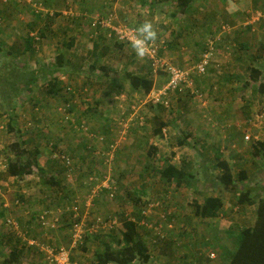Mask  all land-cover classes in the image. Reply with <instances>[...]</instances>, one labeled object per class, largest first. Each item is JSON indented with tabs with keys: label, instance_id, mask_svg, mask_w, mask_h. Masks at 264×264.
<instances>
[{
	"label": "rangeland",
	"instance_id": "rangeland-1",
	"mask_svg": "<svg viewBox=\"0 0 264 264\" xmlns=\"http://www.w3.org/2000/svg\"><path fill=\"white\" fill-rule=\"evenodd\" d=\"M174 1L0 0V63L8 61L15 68L25 63L28 69L38 70L53 63L59 52L64 58L63 66L56 72L58 95L46 94L45 80L38 72L39 79L31 90L11 93L6 101L0 96V210L8 223L18 225L17 232L22 234L24 222L19 223L20 227L9 217L19 212L25 214L21 206L33 200V196L35 202L42 201L34 204L35 209L55 203L50 211L62 217L59 214L69 205L66 196L70 195L60 196V190L72 189V183L77 189L75 194L85 195V204H90L86 219L100 216L106 220L102 231L89 234L96 237L79 246L85 250V261H91L88 254L90 257L93 246L101 247L103 241L118 245L122 214L134 220L137 211L141 218L149 215L148 222L163 231V239L152 242L154 235L135 220L149 249V260L140 264H181V259L156 257V251L168 242H173L172 256H179L180 250L192 251L186 264H222L225 250L235 246L234 233L253 224L256 204L239 203L237 193L219 184L214 150H220L221 158L228 162L237 188L257 187L253 198L264 196V160L253 154L251 146L264 140V91H260L264 77V22L252 19V13L264 11V0H197L186 13L173 16ZM99 17H105V24L93 26ZM144 20H150L157 30L155 43L162 63L191 70L205 48H212L205 72L193 73L192 85L183 83L180 88L169 90L165 98L157 96L160 101H153L157 97L151 99V92L156 95L166 84L168 73L158 69L153 74L149 58L139 60L130 45L121 42L113 32L118 26H138ZM246 24H254L258 30L249 34L254 38L246 48H241V38H237L233 28ZM39 30H43V36ZM27 35L33 37L32 47L23 52ZM7 51L11 54L5 55ZM14 53L18 54L15 61ZM252 67L261 71L257 80L251 77ZM133 72H150L154 88L148 93L133 88L126 77ZM209 85L213 92L207 89ZM8 102L15 106L13 130L7 126ZM155 114L167 122L163 136L152 133ZM182 132L189 133V145H176V137ZM22 140L27 142L22 147L30 149L37 145L40 156L38 165L18 179L6 175L5 170L7 157L13 153L12 143ZM82 140L86 146L73 157V143ZM177 146L186 150V166L195 174L197 191L192 187H175L174 182L164 181L158 172L163 159H172L169 151ZM205 148L206 154L200 153ZM102 151H111V156H103ZM77 154L81 155L76 157ZM174 161L180 164L179 159ZM66 165L73 169L69 174L65 171L64 178L54 176L58 185L46 181L50 173L61 176L63 167L68 168ZM241 169L247 173L244 181L237 178ZM41 187L45 194L52 192L47 194L51 197L48 204ZM206 195L222 198L219 218L194 214L195 205H202ZM78 200L79 197L73 202ZM2 218L0 231H4ZM39 226L35 221L29 224L30 233L38 237L36 240H48L52 245L69 244L67 225L53 232ZM174 231L178 233L173 234ZM180 233L186 237L183 246ZM220 243L225 249L219 251Z\"/></svg>",
	"mask_w": 264,
	"mask_h": 264
},
{
	"label": "trees",
	"instance_id": "trees-1",
	"mask_svg": "<svg viewBox=\"0 0 264 264\" xmlns=\"http://www.w3.org/2000/svg\"><path fill=\"white\" fill-rule=\"evenodd\" d=\"M197 0H175L173 16L177 13H186L188 8ZM32 9V8H31ZM34 11V9H32ZM35 12V11H34ZM38 13V12H37ZM33 13L34 15H39ZM261 20H264L262 18ZM260 20V21H261ZM39 34L43 36V30H39ZM33 37L27 35L24 39L23 52L31 50ZM246 48V45H243ZM206 49V48H205ZM2 50L0 45V51ZM5 55H10L9 51L4 53ZM13 59L16 60L17 53L12 54ZM258 59V58H256ZM63 53L59 52L55 61L50 64L42 65L37 69H28L26 64L23 63L22 66L15 68L14 66H9L10 62L2 61L0 63V96L2 95V100L6 101L10 99V94H19L23 91L31 90L32 86L38 80V72L43 76H50L45 80V92L49 96H56L60 91V84L55 76V72L63 66ZM200 60V59H199ZM198 60V61H199ZM165 73V72H164ZM251 77L255 80L261 76V71L252 67L250 69ZM156 75V74H155ZM164 84L168 81V75ZM126 77L133 88L141 89L144 93H148L152 88H154V79L149 72L146 74L139 73H127ZM260 91H264V77H262V82L260 83ZM15 106L12 103H7V116L10 130H13V123H16V116L14 114ZM153 126L152 133L156 136H163V131H165V126L167 122L162 119L158 114L153 116ZM189 133L182 132L176 137L177 145H184L187 141ZM27 144L25 140L12 143V156L7 157L6 175L12 176L14 178L22 179L33 167L38 165V158L40 156V149L37 145L32 146L30 149L22 147ZM52 148L55 149L56 143H52ZM51 144V145H52ZM253 154L261 157L264 160V140H258L252 145ZM154 150V146H150ZM202 150V151H201ZM205 154L207 148L200 149V153ZM218 149H215L217 152ZM216 163L215 166L219 168L220 175L216 176L219 180V184L225 189H232L233 193H237L236 199L239 203L256 204L255 209V219L252 225L241 227L234 233V248L229 251L230 255L225 264H264V196L259 197L257 200L253 198V192L257 187H250L248 185L244 186V189H239L234 184V177L231 173V168L227 161L221 158L220 154L215 156ZM186 161H183L181 166H177L172 163L168 158L163 159L162 164L158 170L164 181H173L176 186H181L185 184L187 186H192L196 182L195 174H193L186 166ZM147 168V166L145 167ZM41 173H44V169L39 168ZM238 180L244 181L247 178L246 170L241 169L238 172ZM47 182L52 185H58L59 181L53 179V176H49L46 179ZM222 199L219 195H209L203 198L202 205L195 206L196 215L206 216V217H216L218 211L222 207ZM47 211L50 208L46 207ZM139 212L134 213L136 216L135 220H140L141 215ZM6 215L3 210H0V218L5 219L3 222L6 232L9 230L8 236L0 235V264H20L21 257L23 253H31V249H37L40 252L43 259V252L39 251L38 245L49 243L47 241L36 240L35 236H25L27 231L21 229L22 234L20 235L10 223L9 219H6ZM122 219L120 220L121 225L118 229V234L120 238L117 241L118 245H113L111 241H103L100 249L94 253V264H108L109 262H114L116 264H140L139 262H147L149 260L148 246L140 235L138 231V224L134 219L122 214ZM13 219V217H9ZM18 224L19 222L14 219ZM13 224V223H12ZM154 225V223L152 224ZM41 226V224H40ZM145 226V225H143ZM147 227V226H145ZM43 228V226H42ZM44 229H51L49 227H44ZM5 232V233H6ZM232 234V231L228 232ZM15 238V243L13 241ZM29 239L34 240L33 244H29ZM20 240V241H19ZM22 243L23 247L17 248V245ZM16 244V245H15ZM69 245V244H68ZM70 253V252H69ZM44 262V259H43ZM45 263V262H44Z\"/></svg>",
	"mask_w": 264,
	"mask_h": 264
},
{
	"label": "crops",
	"instance_id": "crops-1",
	"mask_svg": "<svg viewBox=\"0 0 264 264\" xmlns=\"http://www.w3.org/2000/svg\"><path fill=\"white\" fill-rule=\"evenodd\" d=\"M104 3V2H103ZM103 3H102V5H103ZM173 12V11H172ZM172 12H171V14H172ZM264 22V20H261L260 21V23H263ZM254 24H246V26H234V30L233 31H235L236 33H237V38L239 37V38H241V40H240V47L241 48H243V45H247L248 43H250V39H253L254 37H250L249 36V34L250 35H253L257 30H258V27L256 26V27H254L253 26ZM261 28H263V26H261ZM241 33H246V35L244 36L243 34H241ZM236 37V36H235ZM244 37V38H243ZM237 59V58H236ZM148 61H149V63H150V60L148 59ZM238 62V61H237ZM237 65H239V63H237ZM55 75H58L57 73H55ZM39 76H40V74H38V79H39ZM47 77H49L50 78V76H43V78H44V80H47L48 78ZM58 79V78H57ZM59 80V79H58ZM207 89H209V92L211 91V92H213V90H212V88L210 87V85H209V87H207ZM114 132V131H113ZM235 134H237V133H235ZM238 136H239V138L241 137L239 134H237ZM187 139H189V137H187L186 138V140ZM185 140V141H186ZM85 142L86 141H81V142H78V143H73V145L72 146H74V149L72 150L73 151V157H74V153H76L77 152V150L80 148H84L85 146H86V144H85ZM186 144H188V142H186ZM186 144H184V145H186ZM177 145V144H176ZM189 145V144H188ZM179 146H182V145H179ZM179 146H177V147H173L174 149H172V151H169L170 152V155H171V157L170 158H172V159H169L172 163H174L175 165H177V166H181L182 164H183V161H185V160H189L185 155H184V151H186L184 148H179ZM107 148V147H106ZM178 149V150H177ZM212 149H210V148H208V151H211ZM202 151V150H201ZM70 152V151H69ZM103 152V151H102ZM204 153H205V151H203ZM220 150H218L217 152H215V150H214V153H216L215 155H217V154H220ZM70 153H72V152H70ZM81 155V154H80ZM80 155H78L77 154V156L76 157H79ZM214 155V156H215ZM220 156H222L221 154H220ZM176 159H179V165L178 164H176V162L174 161V160H176ZM63 166V165H62ZM63 170H64V172H62L61 173V176L60 175H58V173L57 172H55V170H54V172H55V174H49L50 176H53V179L55 180L56 178L55 177H58V178H64V173H65V171L67 172L68 170H67V168L65 169L64 167H63ZM191 171V170H190ZM53 172V173H54ZM192 172V171H191ZM68 173V172H67ZM193 173V172H192ZM194 174V173H193ZM63 175V176H62ZM55 176V177H54ZM196 178V177H195ZM173 182V181H172ZM196 183V182H195ZM193 184L192 186H187V185H185V184H182L181 186H184V187H186L185 189L186 190H188V188L190 189L191 187H192V190H195L196 189V191L197 190H199L198 189V187H197V183L196 184ZM175 184V183H174ZM175 187H179V186H175ZM175 187H173V189L175 188ZM42 188V187H41ZM69 188H72V189H69L68 190V187L66 188V190H64V191H61L60 190V193H61V195L60 196H63V195H70V198H68V196H66V198L69 200V205H67L64 209H62V212L60 213V215L62 216V217H60V221H59V223H57L56 224V228H51L50 230H48L49 232H53L54 231V229H57V227H62L63 225H67L68 226V239H67V242L68 241H70V237H71V230H70V222H71V218H70V216H69V210H67V207L68 206H70V204H72L73 203V201L74 200H77L78 199V197L80 198V200H78L79 202H78V204H79V206H80V212L82 213V214H84V215H86L85 213L87 212V210L89 209V206H90V204L89 205H87V204H85V201H84V197H85V195H77V194H75V192H74V190H77V189H75V186L73 185V183H72V185L71 186H69ZM22 191H24V192H26L25 191V189H22ZM42 193H44V195H46V204H48L49 203V201H51V197L49 196V197H47V194H49V195H51L52 194V192L51 191H49V192H47L46 194H45V191H44V189L42 188ZM26 194H28V192H26ZM43 195V196H44ZM185 195H187V192L185 193ZM206 196H209V195H206ZM206 196H204V197H206ZM34 197L35 196H33V198L31 197V199H33V200H29L28 201V203H26V204H24L23 206H21V207H23V209L22 210H24L25 211V214H29L30 215V217H28V216H26L25 214H23V213H21V212H19V213H17L16 215H13V219H15L16 218V220L21 224L22 222H24L23 224H22V226L20 225V227H22L23 228V230L24 231H27V236L28 235H30V236H33V234L32 233H30V228H29V224H32V222L33 221H35V223L37 224V226H39L41 223H40V220H39V215L40 214H42L43 212H44V210L46 209V207H49L50 208V206H54L55 205V203L52 205V204H50V205H47L46 207H45V205H43V207H41V208H38V209H35L34 208V204H36V203H38V202H42V201H36L35 202V199H34ZM203 197V198H204ZM37 198H41V199H43L42 197H37ZM188 198V197H187ZM186 198V199H187ZM222 199V198H221ZM44 200V199H43ZM59 200H60V197H59ZM97 200H98V198L97 199H95V202H97ZM44 202H45V200H44ZM194 203H196V201H193ZM202 202H203V200H202ZM201 202V203H202ZM33 205V206H32ZM196 206V205H195ZM221 209H223V207L221 208ZM222 213H223V215H224V212L223 211H221ZM220 212V213H221ZM219 213V214H220ZM143 214H145V212L143 213ZM142 214V215H143ZM194 214L196 215V212H195V209H194ZM198 216V215H197ZM150 216L149 215H146V216H142V218L139 220V223L140 224H143V225H145V226H147L146 228H147V230L149 231V232H151L153 235H154V230H153V226L154 225H152V223H150V222H148V218H149ZM196 218V217H195ZM210 218H213V217H210ZM209 218V219H210ZM215 218H219V215H217ZM146 223H148V224H146ZM39 224V225H38ZM17 224H15V226H12L15 230H17V226H16ZM159 226V225H158ZM39 227H42V224H41V226H39ZM108 227L110 228V230H111V228H113L110 224L108 225ZM144 227V226H143ZM21 228V229H22ZM145 228V227H144ZM159 228H160V226H159ZM42 230H43V228H41ZM104 229V228H103ZM103 229H101L100 231H102ZM100 231H98V232H100ZM6 228H4V231H0V235L1 236H8V232H9V230L6 232ZM20 235H21V233L20 232H18ZM95 233H97V232H95ZM161 233H163V231H161ZM176 233H178V231H174L173 232V234H176ZM187 233V236L189 235L188 234V232H186ZM89 234H94V233H87L85 236H84V239H83V241H82V243L79 245L80 247L81 246H83L84 244H88L89 243V241L91 240V239H89L90 237H96V235H89ZM23 235V234H22ZM151 234H149L148 236H150ZM26 236V235H25ZM147 236V237H148ZM98 237V236H97ZM180 237H181V241H182V244L180 245V246H183L184 245V243H186V237L184 236V233H180V236H179V239H180ZM119 238H120V236H119ZM176 237H174V239H175ZM153 240V239H152ZM154 240H156V242H160L162 239H156V233H155V237H154ZM13 241H14V243H15V238H13ZM20 241V240H19ZM45 241H48V240H45ZM100 241V237H99V239H97V242H99ZM146 242V241H145ZM148 242H151V239L150 240H148ZM194 242V241H193ZM69 243V242H68ZM154 244V243H153ZM16 245V244H15ZM58 245L59 244H57V245H55V246H57L58 247ZM62 245V244H61ZM156 245V244H155ZM63 246H65V245H63ZM67 247H68V245H66ZM76 247V248H71L70 249V253H69V257H70V261H71V264H94L93 263V260H94V253L98 250V249H100L101 247H98V246H93V250H92V254H91V256L89 257V254H88V258L89 259H91V261H85V256L84 255H82V254H85V250H83L82 248H80V247ZM21 247H23V245H22V243H19L18 245H17V248L19 249V248H21ZM221 249H225L222 245H221V243H220V246H219V248H218V250L220 251ZM232 249H233V247H232ZM149 250V249H148ZM40 251V250H39ZM175 251V249H173V242H168V243H166L165 244V247H163V248H161V249H158L156 252H157V254H156V257H158V256H161V255H165V256H168L169 258H171L172 257V259H181V264H186V262H185V259H187V258H189V257H192L191 255H193L192 254V251L190 250V251H185V250H180V252L178 253V255L179 256H172V254H173V252ZM229 251H232V250H225V252H229ZM36 254V256H34L33 257V254ZM227 253H225L223 256L225 257V261L223 262V261H221V263L222 264H225L226 262H227V259L229 258V255L230 254H227ZM230 253V252H229ZM160 254V255H159ZM168 254V255H167ZM221 254H222V252H221ZM220 254V255H221ZM111 262H109L108 264H110ZM114 263V262H113ZM173 263V262H172ZM171 263V264H172ZM20 264H45L44 262H43V259H42V256H41V254H40V252H38V250L36 249H31V253H29V254H27V253H23V256L21 257V263ZM116 264V263H115Z\"/></svg>",
	"mask_w": 264,
	"mask_h": 264
},
{
	"label": "built area",
	"instance_id": "built-area-1",
	"mask_svg": "<svg viewBox=\"0 0 264 264\" xmlns=\"http://www.w3.org/2000/svg\"><path fill=\"white\" fill-rule=\"evenodd\" d=\"M253 21H259L262 18H264V11H255L252 13ZM105 24V17H99L93 21V26H100ZM107 24V22H106ZM136 27L135 25H125L121 27H117L113 29L114 35L116 38H118L121 42H125L129 44V37L131 35V30ZM111 28V27H110ZM152 54L151 57H148L150 60V65L152 68L153 74H157L158 69H162L168 73V81L166 84L159 90H157L156 95H154V92H151L152 97L151 99H154L155 97L159 96L161 98H165V95L169 90H175L177 88H180V86L183 83H187L188 85L193 84V79L191 78V75L193 73L196 74H203L207 68V65L209 64V56L211 53V47L206 48L204 53L202 54V57L200 60L192 67V69H178L172 65H169L167 63H162L158 57V45L155 43L152 45ZM159 97L155 98L153 101H160ZM166 102V101H162ZM135 123V122H134ZM102 137V136H101ZM245 138H248V135H245ZM111 145V144H110ZM109 145V147H110ZM109 149V148H108ZM103 156H111V151H103L101 153ZM55 158H57L56 155H54ZM68 161L67 158H65V163ZM65 166V165H64ZM67 166V165H66ZM67 172L68 174L70 171H72V166H67ZM67 210H69V216L72 219L70 222V230H71V237L69 241V245L63 246V245H52L49 243L46 244H40L38 245L40 251L43 252V259L45 264H71L69 252L71 248L76 247L77 245L81 244L84 236L87 233H95L100 231L101 229L106 227L105 219L100 216H92L89 220L86 219V215L82 214L80 212V206L78 202H73L70 204V206L67 207ZM143 213L145 211H142ZM60 215V214H59ZM40 223L43 227H49V228H55L56 224L59 223L60 217L57 213H52L50 210H44L42 214L39 215ZM154 234L156 233V239H163V233H161L160 229L158 227H154ZM155 240L153 239L152 242ZM29 244H33L34 240L29 239Z\"/></svg>",
	"mask_w": 264,
	"mask_h": 264
},
{
	"label": "clouds",
	"instance_id": "clouds-1",
	"mask_svg": "<svg viewBox=\"0 0 264 264\" xmlns=\"http://www.w3.org/2000/svg\"><path fill=\"white\" fill-rule=\"evenodd\" d=\"M157 38L158 33L153 23L150 20H144L142 23L131 30L129 45L135 56L139 60H144L146 57H151L153 51L152 45L155 44ZM55 76L57 78V75ZM79 245H77L76 247H78Z\"/></svg>",
	"mask_w": 264,
	"mask_h": 264
}]
</instances>
